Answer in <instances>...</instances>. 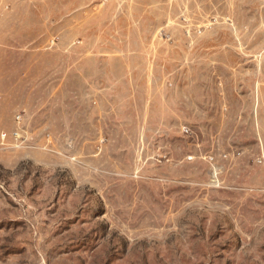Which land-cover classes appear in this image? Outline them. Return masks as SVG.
<instances>
[{"label": "rangeland", "instance_id": "374dc122", "mask_svg": "<svg viewBox=\"0 0 264 264\" xmlns=\"http://www.w3.org/2000/svg\"><path fill=\"white\" fill-rule=\"evenodd\" d=\"M0 264H264V0H0Z\"/></svg>", "mask_w": 264, "mask_h": 264}, {"label": "built area", "instance_id": "2783aa9c", "mask_svg": "<svg viewBox=\"0 0 264 264\" xmlns=\"http://www.w3.org/2000/svg\"><path fill=\"white\" fill-rule=\"evenodd\" d=\"M21 117H18V119H20ZM3 138H5V135H2Z\"/></svg>", "mask_w": 264, "mask_h": 264}]
</instances>
